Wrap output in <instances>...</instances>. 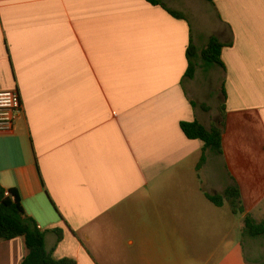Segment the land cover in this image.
Here are the masks:
<instances>
[{
    "label": "crops",
    "instance_id": "obj_1",
    "mask_svg": "<svg viewBox=\"0 0 264 264\" xmlns=\"http://www.w3.org/2000/svg\"><path fill=\"white\" fill-rule=\"evenodd\" d=\"M160 2L181 18L145 0H0V91L22 109L0 134V186L56 260L208 264L258 240L264 254L242 231L264 195V0ZM212 37L223 68L198 57L186 78L189 43ZM220 106L222 152L197 169L203 143L180 123L219 125ZM232 185L237 215L206 197ZM26 255L0 240V264Z\"/></svg>",
    "mask_w": 264,
    "mask_h": 264
},
{
    "label": "trees",
    "instance_id": "obj_2",
    "mask_svg": "<svg viewBox=\"0 0 264 264\" xmlns=\"http://www.w3.org/2000/svg\"><path fill=\"white\" fill-rule=\"evenodd\" d=\"M151 6H164L160 0H145ZM212 2V0H206ZM170 15L175 18L181 16L169 9L164 8ZM224 44L216 38H210L205 48L198 51L190 42L186 49L187 68L186 78H191L196 67V58H200L204 65H218L223 68L221 62V52ZM221 121L219 125H211L205 128L203 125L194 122H181L180 129L185 137L189 140H200L203 143V154L198 163L197 169L205 163V151L209 150L220 155L222 152V134L224 128V106L219 107ZM207 199L216 207H221L227 202L234 215L244 212L240 202V191L237 185L227 187L220 195L206 196ZM243 234L258 238L264 236V219L257 222L251 215L246 214L243 219ZM57 240L60 241L62 236L56 231ZM16 238H23L27 249V255L20 264H75L70 259L56 260L52 253L45 249L44 233L38 228L36 222L27 216L22 208L20 198L16 190H4L0 186V240L9 241ZM257 264H264V261Z\"/></svg>",
    "mask_w": 264,
    "mask_h": 264
},
{
    "label": "rangeland",
    "instance_id": "obj_3",
    "mask_svg": "<svg viewBox=\"0 0 264 264\" xmlns=\"http://www.w3.org/2000/svg\"><path fill=\"white\" fill-rule=\"evenodd\" d=\"M251 135H253L251 133ZM256 143V140L254 141ZM253 143V142H251ZM258 143L260 140L258 139ZM259 207V215L258 217H254L257 221H261L264 219V195L257 203ZM210 236L215 233L213 230H209L208 232ZM232 234L235 235V238L240 237L239 229L235 228ZM261 241H257L254 248H250L249 252H241L240 248H235L232 252L226 254L223 258H220L218 262H211L208 264H243V262H252V261H260L264 259V254L260 253L259 243ZM243 251V250H242ZM246 264V263H245Z\"/></svg>",
    "mask_w": 264,
    "mask_h": 264
},
{
    "label": "built area",
    "instance_id": "obj_4",
    "mask_svg": "<svg viewBox=\"0 0 264 264\" xmlns=\"http://www.w3.org/2000/svg\"><path fill=\"white\" fill-rule=\"evenodd\" d=\"M19 96L15 91H0V134L9 132L21 113Z\"/></svg>",
    "mask_w": 264,
    "mask_h": 264
}]
</instances>
